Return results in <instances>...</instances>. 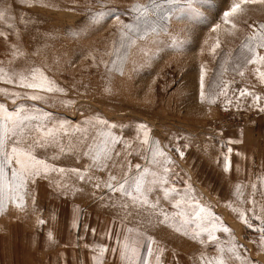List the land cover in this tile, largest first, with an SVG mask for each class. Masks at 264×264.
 <instances>
[{
	"label": "rangeland",
	"instance_id": "obj_1",
	"mask_svg": "<svg viewBox=\"0 0 264 264\" xmlns=\"http://www.w3.org/2000/svg\"><path fill=\"white\" fill-rule=\"evenodd\" d=\"M148 2L0 0V105L40 116L31 121L33 137L46 139L51 130L56 141L34 154L64 169L31 178L16 203L6 191L0 264H129L125 242L149 264H264V165L254 153L251 164L237 143L257 116L244 73L248 50L241 48L253 26L263 30L264 0H198L192 7L181 0L175 7L184 10L167 20L149 15L155 32L133 35L126 50L114 45L125 24L137 25L131 7ZM233 4L241 7L225 23ZM37 69L56 90L32 100L25 93L33 90L19 81ZM224 112L252 119L234 128ZM109 135L120 143L108 167L89 168L86 145L95 150ZM137 164L149 170L146 181L167 166L163 187L179 195L165 199L157 184L143 204L105 187L114 183L110 175H139ZM250 171L257 178L249 181ZM185 193L212 214L211 224H183L192 209L183 200L173 205ZM205 229L217 239L210 242Z\"/></svg>",
	"mask_w": 264,
	"mask_h": 264
},
{
	"label": "snow or ice",
	"instance_id": "obj_2",
	"mask_svg": "<svg viewBox=\"0 0 264 264\" xmlns=\"http://www.w3.org/2000/svg\"><path fill=\"white\" fill-rule=\"evenodd\" d=\"M197 2L198 0H184V3L188 7H192ZM244 2H256V0H241V3ZM178 5H181V0H149L148 4L146 5H133L129 11L137 13V25L133 26L132 24H125L123 28L126 29V31H122L121 39L117 42H114V45L118 43L126 50V48L133 42V35H136L137 38L142 39L144 35H147L149 29L152 32H155L156 29L153 27L154 21L149 19V15L151 14L152 16H155L157 13H159L161 18L167 20L172 11L184 10L183 7L177 9L175 6ZM240 7V4H233L229 11L223 13L225 23L229 22L228 18L236 13ZM193 11H196V9L193 8ZM141 25H144V27H141ZM253 27L255 31V26ZM261 27L264 28V26ZM248 39L258 40L256 46L258 48L264 49V33H261L259 37L254 35ZM246 46H248V50L253 52L254 55V58L248 61L249 63H256L257 61L264 63V55H256L254 49L250 45ZM114 51L118 52L119 49L114 47ZM122 59L123 57H121V62ZM36 73H39L38 69L35 70L30 81H27L26 78H21L19 81L20 87L33 90L31 94L25 93V95H27L28 98L32 100L43 99V97L38 94L39 92H52L56 90L52 82L48 81L47 78L43 76V74H39V76H37ZM260 78L264 80V73H260ZM7 82L13 83L12 80H8ZM204 88V77L202 73V98L205 95ZM221 94L226 95V93L223 92ZM248 94L249 93L246 91H242L240 93L241 96ZM256 99L258 100L259 97ZM13 102L15 103V101ZM35 111L39 110L37 109ZM43 115L48 116L47 113H44ZM40 119L41 117L38 115L27 114L23 105H20L18 108L12 111L4 108L3 105H0V206L3 204L6 191L10 193L9 199L12 200L13 203H16L18 199H22L20 196V190L25 188L26 183L29 182L31 178L41 175V173L47 175L50 171H58L61 173L64 172V169H58L48 161L39 158L34 154V149L44 148L49 144L55 143L56 141V136L51 130H49L48 137L46 139H37L33 137L34 129L31 125V121ZM100 123L106 124L107 122L100 121ZM119 143L120 140L117 139L116 136L109 135L107 138L102 140L101 145H95V150L93 144H87L86 150L83 152V156L90 157L91 164L89 165V168L96 167L100 170L106 169L108 167L107 161L112 159L115 145ZM115 154L117 156L119 155L118 152ZM160 155L163 156V152H161ZM180 155L183 156V153H180ZM166 160L167 163H171L169 159L166 158ZM152 162L156 163L158 161H156L154 158ZM9 167L11 169L10 179L6 176V169ZM135 169L139 175L127 172L123 173L121 176L110 175L109 180L114 181V183H106L105 187L109 191L120 192L122 195L130 197L133 200L140 199V202L143 204L148 203L147 195L153 191V186L157 184L161 185L160 190L163 193L165 199L169 198L170 196L175 198L174 194L179 195L175 187H163V185L168 183L167 174L169 173V169L167 166L163 168L165 175L161 176L156 172H152L151 175L153 179L150 181L145 180V177L149 175V170L147 168L141 170V165L137 164L135 165ZM72 171L77 174L80 172L78 169H73ZM80 178L83 180L84 176H81ZM97 187H99V185H97ZM253 187H255V185H253ZM181 200H183L184 203L192 209V212L188 215V218L183 220V224L191 225L199 222L198 226L203 227L204 225L212 223V220L209 219L212 214L206 213L205 208L201 207L198 202L192 201V198L188 196L187 193L180 197V200H177L176 204L173 206L180 207ZM244 222L248 223L246 220ZM41 223H43V221H41ZM212 228L213 230L215 229L214 224L212 225ZM260 230L264 231V228ZM131 231L132 230L129 229V232ZM205 231L208 230L205 229ZM223 231L228 232V229L224 227ZM208 239L211 242L215 241L217 238L212 234V231H208ZM124 248L126 250V254L129 252L131 253L129 264H137L138 260L140 261V264H149L147 259L140 260L138 246H130L127 242H125ZM147 251L149 254L152 253L150 244L147 245ZM229 251H233V249H229ZM208 264H212V261L209 260Z\"/></svg>",
	"mask_w": 264,
	"mask_h": 264
},
{
	"label": "crops",
	"instance_id": "obj_3",
	"mask_svg": "<svg viewBox=\"0 0 264 264\" xmlns=\"http://www.w3.org/2000/svg\"><path fill=\"white\" fill-rule=\"evenodd\" d=\"M261 17L260 15L255 16V18ZM261 33H264L263 30L258 27L253 32V35H249L246 38V44L244 45H250L253 49L256 55H264V49L258 48L256 45L258 43V40L253 39L249 40V37L257 36L259 37ZM247 49L248 46H244L241 48V50ZM254 55L253 52H250L248 50V59L247 63L244 66V73H245V80L248 83V85L252 88V90L255 93V97H259L257 100L258 108L256 110L257 116L253 123L249 124L245 127V129H242V132H237V143L238 148H240V151L246 150V154L249 156L247 158L251 159L249 162L252 164V153L258 155L261 158V163L264 165V153L260 154V146H264V80L260 78V73H264V63L257 61L256 63H249L248 61L250 59H253ZM252 171H250V176L248 177V180L256 179L257 177L251 176ZM264 179V177L262 178ZM80 257V255H78ZM76 258V257H75ZM90 260V259H88ZM64 264V263H63ZM72 264H81L79 259H74Z\"/></svg>",
	"mask_w": 264,
	"mask_h": 264
},
{
	"label": "built area",
	"instance_id": "obj_4",
	"mask_svg": "<svg viewBox=\"0 0 264 264\" xmlns=\"http://www.w3.org/2000/svg\"><path fill=\"white\" fill-rule=\"evenodd\" d=\"M225 116H226V119L223 120L224 123H230L232 125H234L235 127L234 128H241L243 126H245L246 124H248V119L244 120L243 117L247 118L249 116H243V115H240V114H233L231 112H224ZM223 114V115H224Z\"/></svg>",
	"mask_w": 264,
	"mask_h": 264
},
{
	"label": "bare ground",
	"instance_id": "obj_5",
	"mask_svg": "<svg viewBox=\"0 0 264 264\" xmlns=\"http://www.w3.org/2000/svg\"><path fill=\"white\" fill-rule=\"evenodd\" d=\"M252 6V5H251ZM257 6V5H256ZM258 7V6H257Z\"/></svg>",
	"mask_w": 264,
	"mask_h": 264
}]
</instances>
